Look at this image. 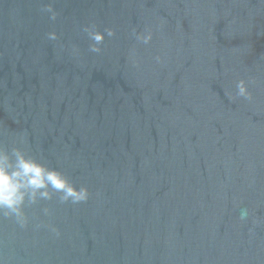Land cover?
Returning <instances> with one entry per match:
<instances>
[{
  "label": "water",
  "instance_id": "water-1",
  "mask_svg": "<svg viewBox=\"0 0 264 264\" xmlns=\"http://www.w3.org/2000/svg\"><path fill=\"white\" fill-rule=\"evenodd\" d=\"M0 149L89 192L4 264H264V0H0Z\"/></svg>",
  "mask_w": 264,
  "mask_h": 264
},
{
  "label": "clouds",
  "instance_id": "clouds-1",
  "mask_svg": "<svg viewBox=\"0 0 264 264\" xmlns=\"http://www.w3.org/2000/svg\"><path fill=\"white\" fill-rule=\"evenodd\" d=\"M107 35L113 36L114 33L109 29ZM52 38H55L54 34H52ZM91 38L95 45L102 44L104 33L92 32ZM95 45L92 50L99 52L100 49ZM238 87L239 94L246 96L251 101L252 96L243 81ZM15 155L16 162L12 164L8 155L0 149V214L6 217L14 216L20 227H26L28 223L22 211L26 197L34 203L37 196L51 199L53 192H58L63 194L62 201L71 199L73 204L88 200L89 192L86 187H75L61 172L47 168L38 161L26 157L19 150L15 151ZM45 211L47 212V210ZM51 231L57 238L61 235L56 228H51ZM0 264H4L3 259H0Z\"/></svg>",
  "mask_w": 264,
  "mask_h": 264
}]
</instances>
